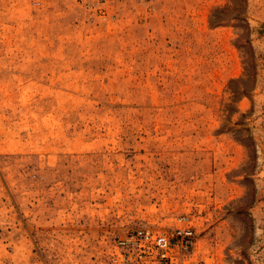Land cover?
<instances>
[{"label": "rangeland", "instance_id": "rangeland-1", "mask_svg": "<svg viewBox=\"0 0 264 264\" xmlns=\"http://www.w3.org/2000/svg\"><path fill=\"white\" fill-rule=\"evenodd\" d=\"M264 264V0H0V264Z\"/></svg>", "mask_w": 264, "mask_h": 264}, {"label": "built area", "instance_id": "built-area-1", "mask_svg": "<svg viewBox=\"0 0 264 264\" xmlns=\"http://www.w3.org/2000/svg\"><path fill=\"white\" fill-rule=\"evenodd\" d=\"M190 219L180 216L176 227L168 233L152 234L137 230L127 236L120 244L136 250L139 259L156 261L161 264H181L176 258L178 252H187L193 247V231Z\"/></svg>", "mask_w": 264, "mask_h": 264}]
</instances>
